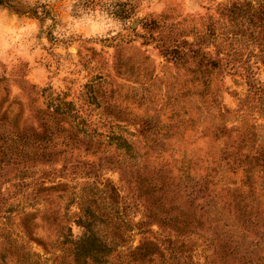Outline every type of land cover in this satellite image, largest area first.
Here are the masks:
<instances>
[{
  "label": "rangeland",
  "instance_id": "rangeland-1",
  "mask_svg": "<svg viewBox=\"0 0 264 264\" xmlns=\"http://www.w3.org/2000/svg\"><path fill=\"white\" fill-rule=\"evenodd\" d=\"M7 2L0 0V4ZM115 15L122 21L131 20L132 25L105 39L80 41L63 57L52 52L58 44L49 33L48 57L22 63L12 73L4 68L0 72V116L9 106L8 119L18 116L20 126L38 130L43 108L70 102L75 122L83 120L94 128L85 129L88 134L123 135L139 153L143 136L169 138L171 147L178 148L177 160H182L177 168L215 187L213 203L208 195V209L212 204L215 208L208 211V235H214L218 222L214 218L237 225L222 205L226 196L218 186L246 185L240 166L248 143L241 139L250 127L258 136L264 133V112L247 110L253 102L244 99L247 85L241 76L250 72L264 83V0H191L187 4L148 0L143 8L121 4ZM63 126L62 135L73 132L67 123ZM230 126L237 130L230 131ZM107 154L97 155L104 164L103 177L112 179L129 200L135 199L126 184L128 171L111 163V147ZM13 184L0 177V189L8 191L7 196L17 192ZM261 199L264 207V196ZM10 203L15 206L10 213L15 231L19 230L18 208L40 207L22 197ZM41 227L48 229L47 222L41 221ZM72 229L79 233L76 226ZM39 231V235L44 233ZM242 232L240 240L246 245L259 242L252 247L263 254L261 232ZM23 240L30 249L26 264H36L35 259L38 264H52L50 253L26 237ZM17 256L21 257L19 252Z\"/></svg>",
  "mask_w": 264,
  "mask_h": 264
},
{
  "label": "trees",
  "instance_id": "trees-1",
  "mask_svg": "<svg viewBox=\"0 0 264 264\" xmlns=\"http://www.w3.org/2000/svg\"><path fill=\"white\" fill-rule=\"evenodd\" d=\"M241 76L247 85L244 99L253 102L247 110L264 112V83L250 72ZM69 105L43 108L38 130L20 126L18 116L8 119L9 106L1 113L0 177L14 182L17 192L7 196L0 189V264H26L30 249L23 237L50 253L52 264H264V253L252 247L260 243L246 245L239 237L242 230L257 229L264 238V223L259 222L264 219V185H259L264 183L263 132L258 136L250 127L241 139L248 143L240 166L246 185L218 186L226 196L222 205L237 225L214 218L218 222L209 236L208 211L215 208L212 204L208 209V195L212 202L215 187L177 168L182 160H177L178 148L171 147L169 138L143 136L139 153L123 135L88 134L85 129L94 128L83 120L75 122ZM64 123L72 133L62 135ZM110 147L111 163L128 171L133 200L103 177L104 164L97 155L107 156ZM17 197L40 207L18 208L15 231L10 200ZM39 230L44 233L39 235Z\"/></svg>",
  "mask_w": 264,
  "mask_h": 264
},
{
  "label": "clouds",
  "instance_id": "clouds-1",
  "mask_svg": "<svg viewBox=\"0 0 264 264\" xmlns=\"http://www.w3.org/2000/svg\"><path fill=\"white\" fill-rule=\"evenodd\" d=\"M147 3L148 0H8L0 4V72L6 68L12 73L22 63L32 64L48 57L45 49L50 47L49 33L58 44L52 52L61 57L80 41L114 36L132 25L131 20L122 21L115 15L119 5L139 4L143 8Z\"/></svg>",
  "mask_w": 264,
  "mask_h": 264
}]
</instances>
